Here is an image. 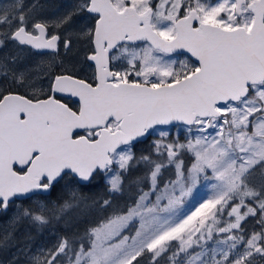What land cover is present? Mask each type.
<instances>
[{
    "label": "snow or ice",
    "instance_id": "1",
    "mask_svg": "<svg viewBox=\"0 0 264 264\" xmlns=\"http://www.w3.org/2000/svg\"><path fill=\"white\" fill-rule=\"evenodd\" d=\"M93 212L82 235L20 246L25 224ZM0 222L14 264H264V0L0 4Z\"/></svg>",
    "mask_w": 264,
    "mask_h": 264
},
{
    "label": "trees",
    "instance_id": "2",
    "mask_svg": "<svg viewBox=\"0 0 264 264\" xmlns=\"http://www.w3.org/2000/svg\"><path fill=\"white\" fill-rule=\"evenodd\" d=\"M151 138L146 143L138 146L137 152H136L137 156L141 155L142 153L147 154V152L150 150L152 139L154 137L152 139ZM143 175H144L143 164L134 166L131 169L130 173H128L124 179L125 191L123 193V196H122V198H120L119 196L117 197V199L115 200L116 204L123 206L128 201V198L130 196H132L135 192L134 182L137 180L138 177H141ZM164 175L166 178V172L164 173ZM82 194L85 196H89V197H95L97 199H99L101 197L107 198L106 187L104 186L103 183H101L100 187L93 188L91 191L85 190ZM65 195H67V194H65ZM34 204H33V206H34ZM24 206L28 207L29 204H25ZM100 215H102V214L97 213V212H93L87 216L77 217L73 213L69 216H66L64 219H61L59 221H53L51 224L47 225L45 228H42V229L34 228L30 224H25L24 228H23L24 233L22 235L17 233L18 241L20 244H22V247H23L24 243L27 242L29 245V248L32 249L35 247L37 242H43V240L46 236L50 235V233H53L55 231L57 234H51V235L62 236V235H66V234L72 235L74 233H79L82 235L85 227L88 226L86 224V221L91 222L93 220H96L99 218ZM53 230H55V231H53ZM21 237L22 238L24 237L23 241L20 240ZM28 237H30L31 239L28 240ZM35 237H37V238H35ZM8 250H10V247L8 248ZM7 254L8 253L4 252V255H7ZM3 258H4V256H2V254H0V259H3Z\"/></svg>",
    "mask_w": 264,
    "mask_h": 264
},
{
    "label": "rangeland",
    "instance_id": "3",
    "mask_svg": "<svg viewBox=\"0 0 264 264\" xmlns=\"http://www.w3.org/2000/svg\"><path fill=\"white\" fill-rule=\"evenodd\" d=\"M6 1H8V0H0V4H5ZM72 62L75 63L76 68L79 71L81 65L75 60L74 57L72 58ZM181 132H183L182 128H178L176 130H171V138L175 139L176 136ZM153 137H152L153 139L151 138L152 140L158 138L157 134H154ZM180 139H181V141H183V136H180ZM185 163L190 164V160L187 157L185 158ZM165 172H166V178H165L166 181L169 179H175V175H174L175 170L173 168H169ZM197 188H198V191L194 190V198H189V202L187 203L186 207L183 209L185 214H187L190 211H193L195 209V207L198 205V203L200 201H202L209 194V189L207 186H205L204 182H201L200 184H198ZM30 203L34 204V203H36V201L30 202ZM23 228H24V226H22L18 230L19 231L18 234L22 235L24 233ZM53 231H55V230H53ZM51 234H57V233H56V231L53 233H50V235H48L44 238L43 242H37L35 247L32 248L31 250L36 251L37 248H40V247H51L56 242L57 237L60 236V235H51ZM20 240L23 241L24 237L23 238L21 237ZM20 246L22 247V244H20ZM13 247H15V246L10 247V250H8V248L0 250V254H2V256H4L3 259H0V264H14V261L16 259H19L20 261L25 260V257L19 255L18 249H16V247L13 249ZM4 252L8 253V254L4 255Z\"/></svg>",
    "mask_w": 264,
    "mask_h": 264
},
{
    "label": "flooded vegetation",
    "instance_id": "4",
    "mask_svg": "<svg viewBox=\"0 0 264 264\" xmlns=\"http://www.w3.org/2000/svg\"><path fill=\"white\" fill-rule=\"evenodd\" d=\"M11 0L6 1V3H10ZM32 2H34V0H25L26 4H31ZM42 3H46L49 6H52V8L61 6V5H66L70 2H72V0H41ZM51 10V9H50ZM75 58V60L81 65L80 70H79V74L80 75H91V69L87 67V65L84 63V51H83V46L82 45H77L76 48H74L73 52L68 54V56L66 57L67 60L72 61V58ZM36 59H39V57H37ZM181 59H183V57H181ZM169 128V127H166ZM171 130H176L179 127H170ZM67 194V193H65ZM53 199H55L53 197ZM3 222H0V226H2ZM19 232V231H18ZM15 247H13L14 249ZM17 249V248H16Z\"/></svg>",
    "mask_w": 264,
    "mask_h": 264
},
{
    "label": "bare ground",
    "instance_id": "5",
    "mask_svg": "<svg viewBox=\"0 0 264 264\" xmlns=\"http://www.w3.org/2000/svg\"><path fill=\"white\" fill-rule=\"evenodd\" d=\"M35 238H37V237H35ZM27 241V240H26ZM32 241V240H31ZM36 241V240H35ZM34 242V241H33ZM32 243V242H31Z\"/></svg>",
    "mask_w": 264,
    "mask_h": 264
},
{
    "label": "water",
    "instance_id": "6",
    "mask_svg": "<svg viewBox=\"0 0 264 264\" xmlns=\"http://www.w3.org/2000/svg\"><path fill=\"white\" fill-rule=\"evenodd\" d=\"M160 127H166V126H160Z\"/></svg>",
    "mask_w": 264,
    "mask_h": 264
}]
</instances>
